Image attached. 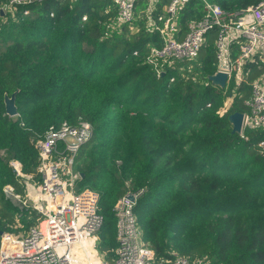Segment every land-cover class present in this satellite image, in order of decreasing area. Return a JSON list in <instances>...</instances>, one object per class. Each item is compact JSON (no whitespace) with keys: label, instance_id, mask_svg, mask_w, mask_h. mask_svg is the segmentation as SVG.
Listing matches in <instances>:
<instances>
[{"label":"trees","instance_id":"obj_1","mask_svg":"<svg viewBox=\"0 0 264 264\" xmlns=\"http://www.w3.org/2000/svg\"><path fill=\"white\" fill-rule=\"evenodd\" d=\"M211 1L232 10L259 0ZM9 2L0 0V231L38 221L4 196L7 184L24 192L10 160L39 180L35 139L81 117L94 133L79 152L80 186L100 194L99 244L108 259L117 245L114 204L145 188L135 211L157 260L264 264V129L232 132L229 115L246 112L251 86L208 79L218 67L216 29L195 60L166 64L158 75L146 57L163 45L154 23L163 24L170 0H155L151 12L149 0H137L135 20L117 28L114 0ZM203 13L201 0H190L179 32ZM250 67L248 81L262 70ZM14 92L19 114L11 117L4 98Z\"/></svg>","mask_w":264,"mask_h":264},{"label":"built area","instance_id":"obj_2","mask_svg":"<svg viewBox=\"0 0 264 264\" xmlns=\"http://www.w3.org/2000/svg\"><path fill=\"white\" fill-rule=\"evenodd\" d=\"M42 0H10V4L26 6ZM148 11L153 10L149 0ZM190 0H170L165 6L163 24H155L162 46H153L146 60L157 74L166 73V64L195 60L216 29L217 70L227 74L236 83L247 82L250 95L245 100L243 129H264V0L248 7L226 10L211 0H201L204 13L188 23L180 33L179 11ZM117 17L114 28L132 23L136 18L137 0H114ZM4 12V8L1 9ZM237 52L233 54L234 49ZM251 64H257L261 73L248 81ZM166 68V69H165ZM215 72V73H216ZM94 133L91 121L79 117L76 122L62 121L51 125L37 137L40 179L25 175L19 160H10L24 192L12 184L3 188L6 199L17 203L20 211H32L38 221L28 230L3 232L0 246V264H209L207 256L190 258L175 254L171 259L157 260L155 250L143 239L135 207L145 188L128 190L113 207L116 217L117 245L108 259L99 248V230L104 216L98 211L100 194L90 187H81L82 173L75 168L81 147ZM247 138V137H246ZM264 146V138L260 140ZM21 185V186H22Z\"/></svg>","mask_w":264,"mask_h":264},{"label":"water","instance_id":"obj_3","mask_svg":"<svg viewBox=\"0 0 264 264\" xmlns=\"http://www.w3.org/2000/svg\"><path fill=\"white\" fill-rule=\"evenodd\" d=\"M3 13V11L1 10ZM227 74L225 72L218 71L214 74H210L208 76V79L211 81L213 85L219 86L221 88H225L227 85ZM16 93L14 92L11 96L8 94H5L4 102H5V109L6 113L11 116L15 117L18 113V108L16 105ZM243 118H244V112L242 111H235L232 112L229 115V121L232 125V132L240 134L243 129ZM84 173H82V176ZM3 231H0V234H2Z\"/></svg>","mask_w":264,"mask_h":264},{"label":"rangeland","instance_id":"obj_4","mask_svg":"<svg viewBox=\"0 0 264 264\" xmlns=\"http://www.w3.org/2000/svg\"><path fill=\"white\" fill-rule=\"evenodd\" d=\"M200 78H202V76H199ZM79 162H80V159H79V154L77 155V157H76V164H75V168L77 169L78 168V164H79ZM17 224V223H16ZM21 228H22V225H19ZM23 231H25L24 229L23 230H21V233H24ZM11 233H13V232H11ZM14 234V233H13ZM143 236H144V233H143ZM100 239V238H99ZM99 248H100V244H99ZM100 250H101V248H100ZM102 251V250H101ZM103 252V251H102Z\"/></svg>","mask_w":264,"mask_h":264}]
</instances>
